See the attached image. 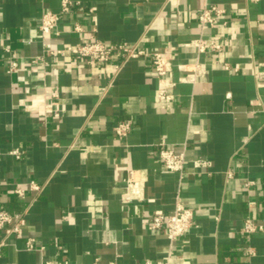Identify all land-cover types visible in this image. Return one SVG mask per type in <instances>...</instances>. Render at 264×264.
Returning a JSON list of instances; mask_svg holds the SVG:
<instances>
[{
	"label": "crops",
	"instance_id": "crops-1",
	"mask_svg": "<svg viewBox=\"0 0 264 264\" xmlns=\"http://www.w3.org/2000/svg\"><path fill=\"white\" fill-rule=\"evenodd\" d=\"M74 1L80 4L46 41L63 47L95 38L147 53L170 50L174 99H158L161 77L149 58L131 59L119 72L118 57L105 65L71 56L32 64L43 56L42 14L59 12L61 0H0V210L26 218L21 235L0 232V264L164 261L169 241L165 230H151L150 216L172 213L178 197L194 211V225L176 243L172 264H264V230L242 233L247 219L264 228V79L253 76L264 64V0H212L228 13L227 26L204 31L224 40L217 58L186 45L201 33L200 0ZM76 24L82 32L73 31ZM13 56L37 70L25 84L7 72ZM197 60L206 72L178 82L189 75L178 66ZM45 92L60 115L20 106L25 99L37 107L35 96ZM128 119L131 132L117 138L114 126ZM160 143L185 152L182 179L160 162ZM199 159L211 166L197 169ZM129 171L144 182L143 200H123ZM28 238L43 250L26 251Z\"/></svg>",
	"mask_w": 264,
	"mask_h": 264
},
{
	"label": "built area",
	"instance_id": "built-area-1",
	"mask_svg": "<svg viewBox=\"0 0 264 264\" xmlns=\"http://www.w3.org/2000/svg\"><path fill=\"white\" fill-rule=\"evenodd\" d=\"M202 2V10L198 15V24L201 30L200 35L187 43L186 45L195 49L197 56L202 54H211L217 58L225 47L224 40L221 36L216 38H207L204 36V31L208 28L217 29L219 26H227L228 13L225 8L218 6L212 0H200ZM259 2L261 0H252ZM79 2L74 0H61V8L59 12L47 11L42 14L41 23L39 26L41 34V44L43 56L34 58L32 64H48L46 57H65L71 56L76 60H82L88 65H105L109 63L114 57H118L119 61L116 64V71L119 72L124 63L131 59L149 58L154 71L161 77V88L158 92V99L162 102L169 103L173 101L174 97L170 94V88H173L176 83L169 80V71L173 65L174 54L170 50L159 53H147L137 46H130L127 43L106 44L98 39H92L87 42H81L76 45L56 47L51 42L46 41L52 33L57 30L59 20L62 15L70 12V10L79 5ZM74 32L80 33L83 28L76 24L73 29ZM59 33L56 32V35ZM179 69L183 72L189 73L188 76L179 78L178 82L192 83L196 77L206 72V65L199 60L194 64L179 65ZM223 67L226 71L238 72L239 69L232 67L228 63H224ZM37 70L29 66L21 65L13 56L9 61L7 72L15 74L19 83L25 84L27 81V74L35 73ZM253 76L256 80L264 79V64H258L253 67ZM24 93L26 96L32 95V90L29 86L25 87ZM39 105L35 108L29 106L25 99L20 101V106L28 112L39 111L40 106L44 108L45 114L60 115L61 111L55 103L47 102L46 92L35 96ZM59 98L57 92L51 94V99L56 101ZM133 127L132 120H123L118 122L113 128V134L119 138H126L131 132ZM157 156L164 166V168L173 173L179 174L182 179L185 175L186 169V155L185 152L176 153L165 147L164 143L155 146ZM11 155L19 158L21 153L18 150L11 152ZM197 169L209 168L210 162L207 160L199 159L194 162ZM231 175V174H230ZM229 175V176H230ZM253 182H248L247 186L252 185ZM144 182L140 178H136L132 171L128 172L126 179V192L123 195L124 201L143 200L145 198ZM30 188L37 192H41V186L35 182L30 183ZM14 195L18 199L25 198V191L16 188ZM26 225L25 213H12L7 210H0V232L4 231L6 236L21 235L23 227ZM194 225V211L184 206L178 197L175 209L170 214H154L150 216L149 227L153 231L165 230L167 239L169 241V249L167 258L164 261H150L146 260L142 264H172L175 256L176 243L184 238L187 231ZM264 230L263 226L257 225L251 219H247L242 228V233L251 235L256 232ZM6 246L5 239L0 240V251ZM26 251L43 250V247L38 248L36 240L28 238L25 241ZM42 264H68V263H55L52 261H44ZM110 264H119L113 262Z\"/></svg>",
	"mask_w": 264,
	"mask_h": 264
}]
</instances>
